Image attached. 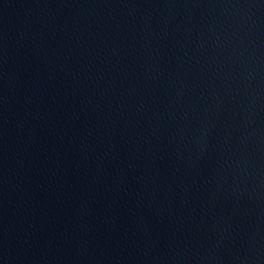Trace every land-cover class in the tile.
I'll return each mask as SVG.
<instances>
[{
    "label": "water",
    "instance_id": "water-1",
    "mask_svg": "<svg viewBox=\"0 0 264 264\" xmlns=\"http://www.w3.org/2000/svg\"><path fill=\"white\" fill-rule=\"evenodd\" d=\"M0 264H264V0H0Z\"/></svg>",
    "mask_w": 264,
    "mask_h": 264
}]
</instances>
